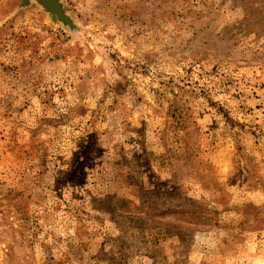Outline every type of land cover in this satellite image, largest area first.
Wrapping results in <instances>:
<instances>
[{
	"label": "rangeland",
	"instance_id": "374dc122",
	"mask_svg": "<svg viewBox=\"0 0 264 264\" xmlns=\"http://www.w3.org/2000/svg\"><path fill=\"white\" fill-rule=\"evenodd\" d=\"M0 0V264H264V0Z\"/></svg>",
	"mask_w": 264,
	"mask_h": 264
},
{
	"label": "water",
	"instance_id": "95a60500",
	"mask_svg": "<svg viewBox=\"0 0 264 264\" xmlns=\"http://www.w3.org/2000/svg\"><path fill=\"white\" fill-rule=\"evenodd\" d=\"M33 2L38 3L53 22L60 23L65 28L70 29L73 32L81 30V27L67 12L66 7L61 0H22V4L19 9L27 8L31 6Z\"/></svg>",
	"mask_w": 264,
	"mask_h": 264
}]
</instances>
